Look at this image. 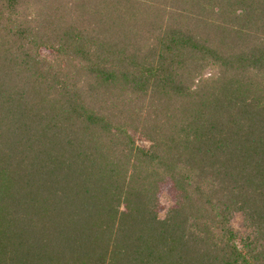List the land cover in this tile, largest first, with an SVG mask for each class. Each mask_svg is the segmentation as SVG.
<instances>
[{
  "label": "trees",
  "instance_id": "trees-1",
  "mask_svg": "<svg viewBox=\"0 0 264 264\" xmlns=\"http://www.w3.org/2000/svg\"><path fill=\"white\" fill-rule=\"evenodd\" d=\"M0 264H264V0H0Z\"/></svg>",
  "mask_w": 264,
  "mask_h": 264
},
{
  "label": "rangeland",
  "instance_id": "rangeland-1",
  "mask_svg": "<svg viewBox=\"0 0 264 264\" xmlns=\"http://www.w3.org/2000/svg\"><path fill=\"white\" fill-rule=\"evenodd\" d=\"M216 74H217L216 70L210 68L204 72L203 76L206 78H209V77H214ZM160 202L164 206V211L160 213V217L163 218L165 214V210L170 205V200L167 195L162 194L160 196ZM231 227L236 233H242L246 231L244 222H243V217L240 213H235L233 215L232 220H231Z\"/></svg>",
  "mask_w": 264,
  "mask_h": 264
}]
</instances>
